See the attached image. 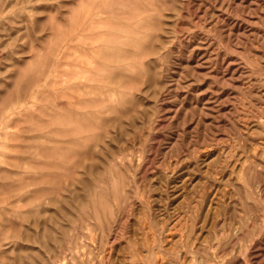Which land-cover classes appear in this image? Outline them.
I'll list each match as a JSON object with an SVG mask.
<instances>
[{
  "label": "rangeland",
  "instance_id": "obj_1",
  "mask_svg": "<svg viewBox=\"0 0 264 264\" xmlns=\"http://www.w3.org/2000/svg\"><path fill=\"white\" fill-rule=\"evenodd\" d=\"M0 264H264V0H0Z\"/></svg>",
  "mask_w": 264,
  "mask_h": 264
}]
</instances>
